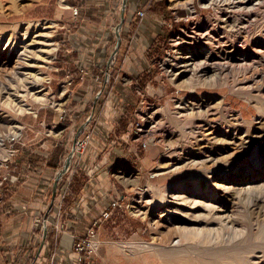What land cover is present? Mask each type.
Returning a JSON list of instances; mask_svg holds the SVG:
<instances>
[{
  "label": "rangeland",
  "instance_id": "1",
  "mask_svg": "<svg viewBox=\"0 0 264 264\" xmlns=\"http://www.w3.org/2000/svg\"><path fill=\"white\" fill-rule=\"evenodd\" d=\"M85 1L0 0V264L33 253L1 226L2 189L44 149L62 146L63 162L83 123L118 178L133 179L116 183L121 206L93 264H264V0H125L144 16L132 13L125 40L123 20L114 54L115 33L83 41L84 24L120 20L91 16ZM84 50L95 65L79 73L96 86L79 97L65 82ZM131 51L145 58L137 74L122 71Z\"/></svg>",
  "mask_w": 264,
  "mask_h": 264
},
{
  "label": "crops",
  "instance_id": "2",
  "mask_svg": "<svg viewBox=\"0 0 264 264\" xmlns=\"http://www.w3.org/2000/svg\"><path fill=\"white\" fill-rule=\"evenodd\" d=\"M119 2V0H86L84 9L87 13H93L91 16L106 19L115 15L120 20L122 5ZM133 11L136 10L133 9ZM123 15L125 22L122 26L124 33L122 37L125 40L126 33L130 31L132 26V10H124ZM85 20L87 21L84 25L89 29L88 31L84 30L83 34L87 39H83V41L100 42L99 33L104 29L107 31L104 38L109 37L112 31L115 33L117 24L115 27L110 25L109 28H105V21H102L104 24L97 29L92 21ZM141 27L147 28L144 22L140 25ZM136 39L139 41V38L134 36V40ZM135 43L137 42L135 41ZM93 57H95L93 53L90 54L84 50L83 53H77L71 59L73 62V72L70 73L72 77L71 87L78 96L81 95V92L89 93L96 86H94L92 75L90 73L85 76L81 75L78 67V65H82L89 68L91 64L95 65L94 62L89 63L90 60H94ZM142 60H145L142 53L129 52L123 59L122 71L137 74L142 68ZM72 126L69 125L68 130L66 129L67 132L74 128ZM86 128H84L83 133H80L81 135L87 132ZM91 133L87 147L82 153L74 155L72 163L56 183L55 178L63 162L54 168L46 164L45 161H40L34 162L32 165L28 164L27 167L23 164L20 165L19 175L15 179L9 180L12 182L11 185L9 183V187L2 189L4 195L7 194L5 191L10 194L9 199H7L10 203L3 201L4 204H8L10 214L4 215L1 226L5 231L12 232L15 237L13 244L19 247L24 245V238L27 237L29 240L27 244L33 251L29 261L27 263L22 262V264H75L74 236L84 234L89 223L100 214L114 196L118 195L116 183L121 182L126 186L133 181L132 178H118L113 167L117 160L114 153L108 149H103L104 141L100 138L102 136L99 134L97 126L93 127ZM73 139L74 136L71 142ZM52 140L56 144L60 138H53ZM40 153H43L45 159L49 150L47 152L44 149ZM148 160L149 153H146L137 161L140 165L139 168L135 166V178L141 176L142 168ZM23 167L25 171L22 169ZM9 181H6V184ZM10 187L13 189L12 191ZM118 211L119 209H114L110 219L105 220V223L100 225L98 238L100 234L107 232L108 226L106 225L109 224V221H114ZM37 217H41L40 223L35 221ZM54 223H59L62 226L61 230L56 232L53 228ZM45 228H47L46 232ZM49 231L52 232L53 236L51 241L46 240Z\"/></svg>",
  "mask_w": 264,
  "mask_h": 264
},
{
  "label": "built area",
  "instance_id": "3",
  "mask_svg": "<svg viewBox=\"0 0 264 264\" xmlns=\"http://www.w3.org/2000/svg\"><path fill=\"white\" fill-rule=\"evenodd\" d=\"M73 8V14H77L78 9L76 6ZM136 16L142 18L144 16L143 10H137ZM81 72H83L81 70ZM83 73H81L82 75ZM67 84L71 83V79L65 82ZM90 138V133H85L83 135L78 136L72 143L71 154L72 156L78 152L83 151L86 147L88 140ZM146 143L144 142L143 145ZM7 179V174H3L0 179V185L4 183ZM121 206L119 200L112 199L110 200L106 207L100 212V214L95 217L88 225L84 234L75 235L73 239V250L76 254L75 264H93L94 258L97 254L98 245L100 239L98 238V229L103 221L110 218L112 211ZM62 226L59 223H54L55 231L61 230Z\"/></svg>",
  "mask_w": 264,
  "mask_h": 264
},
{
  "label": "trees",
  "instance_id": "4",
  "mask_svg": "<svg viewBox=\"0 0 264 264\" xmlns=\"http://www.w3.org/2000/svg\"><path fill=\"white\" fill-rule=\"evenodd\" d=\"M127 10H130V6L127 7L126 11ZM132 13L134 14V16H136V11H132ZM70 72L72 74L73 68L70 69ZM109 72H116V69L114 67H112ZM62 75H64V74H62ZM69 125H70L69 123L65 124L64 130L69 128ZM124 126H125V122L123 123V128H124ZM64 154H65V151L63 150L62 146H55L54 149H52V148L50 149L46 158L45 159L43 158V161H45L46 164H48L54 168H57L59 166L58 164H61V162H62L61 160L64 157ZM40 156H43V155H40ZM8 196H9L8 194L3 195L2 201H6L8 199L7 198ZM52 238H53L52 232L49 231L47 233L46 240L51 241Z\"/></svg>",
  "mask_w": 264,
  "mask_h": 264
},
{
  "label": "water",
  "instance_id": "5",
  "mask_svg": "<svg viewBox=\"0 0 264 264\" xmlns=\"http://www.w3.org/2000/svg\"><path fill=\"white\" fill-rule=\"evenodd\" d=\"M125 10V0H122V15L120 18V22L117 24L116 28H115V35H116V41H115V47L113 50V54L116 52L120 42H121V37H120V29H121V25L123 23L124 20V15L123 12ZM110 59V58H109ZM109 65V62H108ZM85 123L81 124L78 129L77 132L74 135V139L73 141L78 137V135L80 134V132L82 131L83 127H84ZM72 152H70L67 157L65 158V160L63 161L62 167L60 168V170L58 171V174L55 178V183L57 182V180L59 179V177L66 171V169L70 166L71 164V154ZM47 231V228H45V232Z\"/></svg>",
  "mask_w": 264,
  "mask_h": 264
},
{
  "label": "bare ground",
  "instance_id": "6",
  "mask_svg": "<svg viewBox=\"0 0 264 264\" xmlns=\"http://www.w3.org/2000/svg\"><path fill=\"white\" fill-rule=\"evenodd\" d=\"M238 2V1H237ZM211 3H212V1H211ZM226 4V3H225ZM235 4V3H234ZM233 5V4H232ZM229 11V10H228ZM34 43V42H33ZM27 44V46H29L30 44H28V43H26ZM32 44V43H31ZM26 50H27V47H26ZM18 88V87H17ZM37 92H38V90H37ZM43 95V94H42ZM40 99H42V100H44V98L43 97H40ZM216 136V135H215ZM178 197V196H177ZM195 231V230H194ZM222 253V252H221ZM219 254V253H218ZM260 257V256H259ZM262 258V257H261ZM260 260V259H259ZM264 261V260H263ZM258 264H260V263H258Z\"/></svg>",
  "mask_w": 264,
  "mask_h": 264
}]
</instances>
